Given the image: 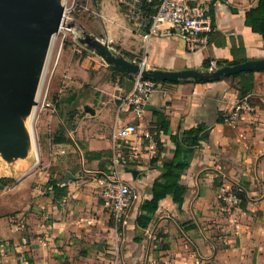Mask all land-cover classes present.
I'll list each match as a JSON object with an SVG mask.
<instances>
[{
    "label": "crops",
    "instance_id": "1",
    "mask_svg": "<svg viewBox=\"0 0 264 264\" xmlns=\"http://www.w3.org/2000/svg\"><path fill=\"white\" fill-rule=\"evenodd\" d=\"M192 1L213 8L215 29L204 48L191 50L175 32L144 38L141 30L109 7H100L98 13L111 19V27L97 36L108 38L119 52L146 56L149 66L169 70L209 69L205 60L210 64L232 60V48L240 44L245 48L239 54L264 57L263 36L245 21L246 11L258 0ZM71 75H76L73 70ZM81 78L82 84H91L97 77L86 69ZM133 81L132 74L118 71L116 78L86 93L84 112L72 115L68 136L56 141L64 145L62 152H68L73 142L80 160L53 176L59 179L57 192L49 183L44 190L38 186L22 208L1 215L0 264H264V70L206 82L161 81L142 119L123 104ZM247 92L252 93L256 107L244 113L237 126L224 123V116ZM65 99L70 102L73 95ZM86 105L94 113L85 110ZM163 121L169 122L167 132L162 130ZM130 122L138 125V131L119 137L118 128ZM199 125L203 138L191 153L184 143L179 156L189 158L181 179L187 188L183 205L179 207L172 195H166L149 225L138 226L140 205L152 198V186L164 162L175 157L177 145L172 138ZM118 156L122 162H117ZM154 156L159 159L152 166ZM127 161L136 163L127 170H139L137 177L131 172L132 183L139 189L120 236L121 259L115 261L116 230L102 204L98 181L104 174L119 172ZM68 171L73 177L61 183ZM236 189L246 192L247 204L242 208L238 203L232 210L220 193Z\"/></svg>",
    "mask_w": 264,
    "mask_h": 264
},
{
    "label": "rangeland",
    "instance_id": "2",
    "mask_svg": "<svg viewBox=\"0 0 264 264\" xmlns=\"http://www.w3.org/2000/svg\"><path fill=\"white\" fill-rule=\"evenodd\" d=\"M64 5L65 18L67 21L75 22V26L70 28L63 25L50 47L33 120L37 142L35 149L30 140L24 155L8 159L0 151V180L2 178L9 180L0 187V217L13 214L22 208L28 195L38 186L44 190L49 179L54 178L58 170L64 171L71 162L77 165L81 155L79 149L76 150L77 146L72 142L69 151L62 152L64 145L57 143L56 139H65L68 136L67 132L74 124L72 115L76 112H84L82 105L89 98L86 93L101 83L116 78L118 73L113 65H108L87 44L82 43L80 37L84 36L83 30L96 36L105 35V28L111 27V19L102 18L99 15L100 7L114 8L129 21L120 0H64ZM86 69L92 72L94 78L97 77L91 84L86 82L82 84L84 81L81 78V71ZM72 70L76 75L70 76ZM70 81L73 82L71 85L67 83ZM71 95L73 100L66 101L65 97ZM16 114L30 134L29 124L32 113L18 111ZM39 117L41 121L38 122ZM64 134L67 136L65 137ZM76 140L79 141V139ZM117 162H122L120 156ZM123 163L126 164L124 167L121 166L119 175L131 183L134 190L138 192L139 187L132 183V174L127 170L136 163L128 161ZM239 192L241 189L234 191L236 194ZM227 193V191L220 193L221 200L226 207L233 210L240 202V198L238 203L227 202L223 200V196ZM24 194L27 196H23Z\"/></svg>",
    "mask_w": 264,
    "mask_h": 264
},
{
    "label": "water",
    "instance_id": "3",
    "mask_svg": "<svg viewBox=\"0 0 264 264\" xmlns=\"http://www.w3.org/2000/svg\"><path fill=\"white\" fill-rule=\"evenodd\" d=\"M63 25L70 28L75 26V22L65 18L64 0H0V151L8 159L27 152L31 133H28L16 113H32V108L37 107L53 37ZM83 32L80 41L108 64L127 73L141 74L160 81H212L243 71L264 70V57L248 58L215 69L145 67L117 52L108 38L102 39L86 30ZM85 110L94 113L89 105L85 106ZM130 171L137 177L138 169ZM72 177L70 171L66 172L61 183L68 182Z\"/></svg>",
    "mask_w": 264,
    "mask_h": 264
},
{
    "label": "built area",
    "instance_id": "4",
    "mask_svg": "<svg viewBox=\"0 0 264 264\" xmlns=\"http://www.w3.org/2000/svg\"><path fill=\"white\" fill-rule=\"evenodd\" d=\"M120 3L128 20L143 32L144 38L159 33L175 32L186 42L188 48L197 50L208 45L210 34L215 29L210 7L204 3L192 0H120ZM129 59L145 67L149 66L146 56ZM217 66V61L213 60L209 69H215ZM133 75V87L124 97L123 104L129 107L137 119H142L150 95L158 89L161 81L141 74ZM255 107L252 93L247 92L236 101L223 121L235 127L243 114ZM137 131L138 125L130 122L119 127L117 135L128 138ZM98 182L102 204L110 213L116 230L112 253L114 260L118 261L122 252L120 236L127 223L136 193L132 185L121 178L117 169L112 174H104ZM223 200L238 203L239 197L234 192H228L223 196Z\"/></svg>",
    "mask_w": 264,
    "mask_h": 264
},
{
    "label": "trees",
    "instance_id": "5",
    "mask_svg": "<svg viewBox=\"0 0 264 264\" xmlns=\"http://www.w3.org/2000/svg\"><path fill=\"white\" fill-rule=\"evenodd\" d=\"M210 12L212 14L213 20H214V13L213 8L210 7ZM246 24L250 26L253 31L260 33L264 38V0H258L250 9L246 11ZM214 32V31H213ZM213 32L210 34L209 42H211V39L213 37ZM243 44H240L238 47H233L232 52L234 55V58L232 60L228 59H221L217 61L218 65H225V64H234L238 63L240 61L247 60L248 57L246 55L239 54L240 52L244 51ZM123 55H125L128 58H133L131 53L122 51ZM204 65L206 67L210 66V60H205ZM115 70L122 71L119 68L115 67ZM124 74L131 75L130 73L122 71ZM240 73L234 74V76L239 75ZM134 77V75L132 74ZM199 82H206V80L202 79H195ZM160 81V80H159ZM178 81H162V82H179ZM156 114L158 112H155ZM169 126L168 121L162 122V130L164 132H167ZM203 129V126L199 125L198 127H193L190 129L184 130L180 137L174 136L172 139L175 141L177 147L175 150V157L172 161L164 162L162 166V173L157 177L153 183L152 186V198L151 199H145L142 204L140 205V214L138 215L136 222L138 226L140 227H147L152 219L153 214L156 212V210L159 207V201L166 195H172L173 200L178 204L179 207H181L184 203L185 199V193H186V185L182 183V174L185 171V169L189 165V158H186L183 160L182 158H179L181 147L184 145H189L190 148L187 150L188 153H191V148L194 145H197L200 141V139L203 138L204 134H201V131ZM57 142H63L64 139L57 138ZM184 150V149H182ZM178 157V158H177ZM189 157V156H188ZM159 157L154 156L151 159V165L155 166V163L158 161ZM9 181L7 178H2L0 180V187H2L4 184ZM48 183L52 187L53 193L57 192V188L59 187V179L57 178H50ZM237 190V189H236ZM49 191V190H47ZM238 194V193H237ZM238 197L240 198L239 206L240 207H246L247 204V197L246 192L244 190H241L239 192Z\"/></svg>",
    "mask_w": 264,
    "mask_h": 264
},
{
    "label": "bare ground",
    "instance_id": "6",
    "mask_svg": "<svg viewBox=\"0 0 264 264\" xmlns=\"http://www.w3.org/2000/svg\"><path fill=\"white\" fill-rule=\"evenodd\" d=\"M35 112H36V106H34L32 108V115H31L30 124H29V126H30V133H31V140H32L34 149H35V146H36V143H37L36 142V139H35V135H34V129H33V120H34ZM37 154H38V152H37Z\"/></svg>",
    "mask_w": 264,
    "mask_h": 264
}]
</instances>
